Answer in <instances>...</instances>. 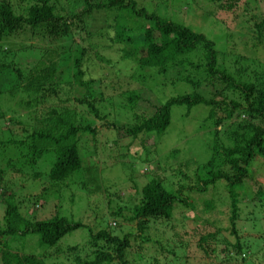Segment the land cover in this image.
<instances>
[{"label":"rangeland","instance_id":"rangeland-1","mask_svg":"<svg viewBox=\"0 0 264 264\" xmlns=\"http://www.w3.org/2000/svg\"><path fill=\"white\" fill-rule=\"evenodd\" d=\"M17 1L11 0V3ZM95 1L97 0H90V2ZM135 1L137 6L144 8L145 11L203 35L213 44L217 65L223 67L221 70L225 73H233L240 68L247 78L241 77L242 82L252 83L259 90L264 89V35L259 44L253 37L254 21L258 17L264 20V0H238V7L227 15H224L225 10L218 7L219 2L210 0ZM30 3L31 0H22L19 7L23 6L21 10H24ZM61 4H64L63 1ZM63 8L68 11L66 5ZM113 19L116 20L115 13L93 12L88 18L83 19L82 24L76 23L67 38L48 40L39 34L30 37L28 31L23 30L22 33L0 42L1 48H7L10 51L8 58L28 65L35 62L36 56H41L40 58L45 62L46 53L54 51L57 54L56 57L54 56V61L57 63L55 77L58 84L55 96L44 99L29 110H24L21 106L17 107L20 100H27L19 91L12 96L14 97L12 101L7 95H0V109L4 115V119L0 122V132L1 126L3 123L7 124L14 109L22 113L21 122L30 126L34 123L35 117L44 116L50 109L60 111L65 107L77 113L76 125L80 127L88 125L94 129V135L89 136L84 133L78 141L80 155L87 163L82 174L80 172L79 175H74V179L66 180L61 187L46 197L38 210L42 218L52 213L56 206L60 214L70 221L84 223L88 219L103 217L106 222L105 218L108 217L110 211L116 210L117 204L127 206L131 204L130 199L137 196L132 186L139 190L152 176L163 180L164 186L170 187L173 183L172 188L176 190L174 182L177 179L174 174L190 171L192 179L190 181L187 175L184 186L186 188L195 187L198 180L204 179L206 175L200 165L213 157L211 153H214L217 159L222 160L223 148L232 145L226 139L227 135L236 131V126L240 124V121H248L247 116L242 114L240 119L225 121L216 127V131L219 132L217 138L222 144L221 148L213 144V125L204 120L208 112L207 107L198 105L192 107L186 114L183 106H171L169 124L161 135L150 133L149 137L138 135L136 138H130L125 133V128L133 127L135 123L137 125L138 121L143 119L142 116H150L154 110L144 103L145 93L143 92L141 93L142 99L138 100L136 105H128L125 102L126 93L134 91L139 94L141 86L133 81L128 82V76L135 71V65L120 62L122 45L110 41L112 36L108 27L113 25ZM120 23L127 27H134L136 21L127 17ZM141 37L140 33L132 39L136 43L141 40ZM81 49L84 52L81 80H100L101 83L97 85V88L94 84L90 85V89L87 90L76 88L72 81L75 72L74 61L79 58ZM240 59L242 60L239 61ZM185 60H189L191 65L195 64L196 60L201 62V48ZM180 71V67L174 66L168 71V75L158 78L159 88L157 83L152 87L153 94L160 102L192 91L185 81L176 79V72ZM4 89L6 90L7 87ZM125 91L126 93L118 100H109L117 93ZM99 92L105 100L107 99L104 113H109L108 119L114 122L116 130L107 129L104 120L96 118L89 113L87 108L77 105L74 101L75 98H81L90 93V97L98 100ZM196 92L207 96L212 89L200 86ZM222 96L243 104L238 93L230 94L224 91ZM118 103H121L127 112L112 113L111 109L116 110ZM98 105L97 103L96 106ZM98 110L101 118V109ZM134 114L136 119H134ZM12 128L11 136L19 139L20 135H23L20 132L21 128L18 125ZM237 133L242 132L237 130ZM1 135L4 136L3 133ZM214 147L216 149L213 152ZM22 152L13 145L0 149V169L3 170L5 188L9 190V193L18 196H25L26 191L23 188L29 184L34 189L33 192L40 191V188L47 183L46 174L52 162L50 154H44L31 167L21 166L17 172L5 169V165L10 160L12 164L19 165L20 160L18 159ZM246 171L250 182L234 189L237 208L234 229L238 236L236 242L241 247L238 255L218 253L225 246L229 250L230 246L227 244H234L235 239L229 231L228 195L222 184L217 183L214 187L208 188L206 193H199L197 196L185 192L182 199L189 203L193 200V209L176 203L170 219L150 222L149 232H146L142 239H139L141 236L137 235L134 223L119 222L120 230H114V234L120 231H122L120 236L125 233L133 234L130 238L131 249L126 251V259L130 261V264H264V196L255 195L257 188H260L264 195V164L259 158H255L250 162ZM31 174H39L40 177L32 180ZM81 179L88 184L89 192L86 195H89V199L83 198L85 193L78 186ZM178 180L180 184L184 181ZM67 186L68 189L65 190L63 187ZM27 187L30 189V186ZM113 192L117 193L120 198L106 197L107 193ZM90 193L94 195L90 196ZM207 203L210 204L211 209L206 207ZM25 205L30 206L26 202ZM3 209L0 203V226H2ZM30 211L31 208L28 212ZM122 215L123 217L128 216L126 211H122ZM113 221L110 220V223L117 226V223ZM206 235L212 237L209 242L214 249V252L209 255H204L197 248L200 237ZM84 240L85 232L79 229L64 236L59 241V245L65 249L66 246L81 245ZM16 246L27 254H37L38 250L43 249L38 247L35 235H27L17 240Z\"/></svg>","mask_w":264,"mask_h":264},{"label":"trees","instance_id":"trees-1","mask_svg":"<svg viewBox=\"0 0 264 264\" xmlns=\"http://www.w3.org/2000/svg\"><path fill=\"white\" fill-rule=\"evenodd\" d=\"M61 1H63V5ZM210 1L219 2L218 7L225 10L224 15L238 7V0ZM21 3L22 0L13 2V4L11 0H0V42L22 33L23 30L28 31L30 37L39 34L48 40L67 38L76 23L82 24L83 19L88 18L93 12L115 13L116 20L113 19V25L108 27L112 36L110 41L122 45L120 50L122 60L120 62H129L135 65V71L128 76V82L133 81L141 87L139 94L134 91L126 93V89L125 92H119L109 100H118L126 93L125 102L128 105H134L142 99L141 93L143 92L145 93L144 98H149H143L144 103L154 110L150 116H142L143 119L138 121L137 125L135 123L133 127L125 128V133L130 138H136L138 135L149 137L150 133L161 135L169 124L171 106H183L186 114L192 107L198 105L207 107L208 112L204 120L213 125V144L219 145L221 148L222 144L217 138L219 132L216 131V127L225 121L240 119L242 114L247 116L248 121H240V124L236 126V131L227 135L226 139L232 145L223 148L222 160L217 159L216 155L211 153L213 157L200 165L206 175H204V179L198 180L195 187L186 188L184 186L187 175L190 181L192 179L191 172L188 170V173L186 169L183 174L178 172L174 174L177 179L174 182L176 190L172 188L173 183L170 184V187L164 186L163 180L152 176L139 190L132 186L134 194L137 196L130 199L131 204L127 206L117 204L116 210L110 211L109 218H105L106 222L103 217H96L80 223L70 221L66 216L60 214V210L56 206L52 213L43 218L39 216L38 210L46 197L61 187L66 180L74 179V175H79L80 172L82 174L87 163L80 155L78 141L84 133L89 136L94 135V129L88 125L82 127L76 125L77 113L66 107L61 108L60 111L50 109L44 116L35 117L34 123L30 126L21 122L22 113L14 109L7 124L3 123L1 126L0 149L13 145L23 152L19 155V165L12 164L10 158L11 162L9 161L5 165V169L17 172L21 166L31 167L44 154H50L52 162L46 174L47 183L44 184L45 186L40 188L39 193H35L29 184L27 186H30V189L27 186L23 188L26 191L25 196L9 193V190L5 188L3 170L0 169V203L4 207L1 218L2 226H0V264H130V261L126 259V251L131 249L130 238L133 234L125 233L120 236L122 231L114 234L113 231L120 228L118 227L119 222L134 223L135 231L138 236H141L139 239H142V236L149 232L150 222L170 219L176 203L193 209V200L189 203L182 199L185 192L197 196L199 193H206L208 188L214 187L217 183L222 184L228 195L229 231L235 239L234 244H227L230 246L229 250L225 246L218 253L238 255L241 247L236 242L238 236L234 229V221L237 218L234 189L250 182L246 170L253 159L259 158L264 164V89L259 90L252 83L242 82L240 78H246V75L240 68L233 73H225L221 70L223 67L217 65L213 44L203 35L145 11L144 8L137 6L135 0H97L95 2H90V0H31L24 10H21L23 6L19 7ZM64 5L68 11L63 8ZM127 17L136 21L134 27H127L120 23ZM263 21V18L258 17L253 24V37L258 44L264 35ZM140 33L141 40L135 43L132 38ZM200 48L202 61L198 62V59L194 62L195 64L191 65L192 63L185 59L194 55ZM9 52L7 48L0 47L1 96L7 95L12 101L14 98L12 96H15L19 91L27 100H20L17 107L21 106L22 109L29 110L44 99L57 94L58 84L55 77L57 63L54 61V56L56 57L57 54L54 51L46 53L45 62L40 58L41 56H36L32 65L19 62V60H11L8 58L11 54ZM83 55V50H79V58L74 61L75 72L72 81L76 88L87 90L93 84L97 88V85L99 86L101 83L100 80H81ZM174 66L181 68L180 72L174 74L176 79L185 81L190 85L192 91L160 102L153 94L152 87L157 83L159 88L158 78L168 75V71ZM198 75L200 76L198 77ZM200 86L209 87L212 92L207 96L196 92ZM5 87H7L6 90ZM224 91L230 94L238 93L243 104L222 96ZM86 95L75 98V103L87 108L89 113L96 118L104 120L107 129H115L114 122H110L108 119L109 113H104L107 99L105 100L100 92L98 100L90 97L91 93ZM97 103L98 106H96ZM98 109H101V118ZM111 110L112 113L117 112V114L127 112L121 103H118L116 110ZM110 115L113 116L111 113ZM3 119L4 115L0 109V122ZM134 119H136L135 114ZM15 125H18L21 128L20 132L23 133L19 139L11 136L12 127ZM237 130L242 133H237ZM212 149L214 152L216 148ZM17 165L18 167H15ZM188 168L190 169V167ZM39 177V174L30 175L32 180ZM178 179L184 180L183 183L180 184ZM78 186L85 193L83 198L89 199V195H86L89 192L86 181L81 179ZM63 188L66 190L68 186ZM91 195L94 194L90 193ZM255 195L264 196L260 188H257ZM110 196L120 198L115 192L106 194L107 198ZM25 202L30 206H26ZM209 205L207 203L206 207L211 209ZM30 208L31 211L28 212ZM122 211H126L128 216L123 217ZM110 220H114L113 222L117 223V226L110 223ZM79 229L85 232L84 242L81 245L74 244L62 249L59 241ZM27 235L37 237L38 247L43 248L38 250L39 253L27 254L16 246L17 240L23 239ZM210 237V235H206L199 239L197 248L204 255L214 252L209 242L212 240Z\"/></svg>","mask_w":264,"mask_h":264}]
</instances>
